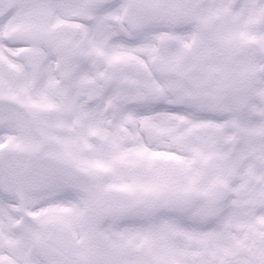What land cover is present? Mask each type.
<instances>
[{"label":"snow or ice","instance_id":"snow-or-ice-1","mask_svg":"<svg viewBox=\"0 0 264 264\" xmlns=\"http://www.w3.org/2000/svg\"><path fill=\"white\" fill-rule=\"evenodd\" d=\"M0 264H264V0H0Z\"/></svg>","mask_w":264,"mask_h":264}]
</instances>
